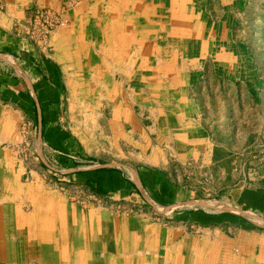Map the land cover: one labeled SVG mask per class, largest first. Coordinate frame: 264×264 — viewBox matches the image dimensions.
I'll list each match as a JSON object with an SVG mask.
<instances>
[{
	"label": "crops",
	"instance_id": "1",
	"mask_svg": "<svg viewBox=\"0 0 264 264\" xmlns=\"http://www.w3.org/2000/svg\"><path fill=\"white\" fill-rule=\"evenodd\" d=\"M102 1L83 0L68 14L69 20L90 18L89 10H98ZM120 1L122 13L103 15L111 30L104 35L105 42L110 38L107 49L99 52H108L111 63H117L112 56L117 51L113 47L115 37H123L127 60L142 55L145 66L158 67L157 73H151L163 81L158 84L179 85L199 75L195 86H204L206 96L200 93L190 97V107L199 113L192 119L185 111L175 113V130L170 133L178 139L173 148L174 162L158 155L152 157L156 165L144 164L132 174L90 160L86 133L77 134L72 118L65 116L62 59L53 47L30 40L22 25L37 9L60 8L61 0H0V264L139 263L133 236L117 234V222L108 220L101 206L69 204L61 191L54 192L45 175H39L38 160L45 168L58 171L68 189L139 197L173 212L182 209L179 206L186 204L183 201L191 192L179 182L171 163L181 166L190 160L199 166L217 167L235 179L242 175L245 181L240 167L247 166L246 152L251 143L264 140V47L235 41L230 31L231 25L239 24L238 31L244 36L243 25L255 16L250 10L258 4L256 0ZM216 6H221L220 14ZM94 15L98 18L97 13ZM119 22H125V31ZM187 37L196 41L180 45L179 41ZM202 38L207 39L204 48L200 46ZM166 39L171 44L168 48L161 46ZM67 51L62 48L59 55ZM203 53L199 62L197 57L201 59ZM200 101L205 102V117L200 116L199 104L196 108ZM112 113L111 121L116 125L118 114ZM167 113L164 110L157 117L158 128L171 127ZM133 123L132 119L130 130L125 132L127 149H134L130 137L137 130ZM103 135L102 141L106 140ZM23 145L29 146L27 151L33 149L36 157L22 156ZM230 166H237L239 173L229 171ZM259 179L258 184L240 187L229 209L191 207L177 218L174 238L172 233L168 235L169 252L158 242L155 259L147 262L143 257L140 263L264 264V176ZM183 225L192 227L194 233H183ZM122 239L129 240V253L119 242ZM23 246H29L28 253L22 252Z\"/></svg>",
	"mask_w": 264,
	"mask_h": 264
},
{
	"label": "rangeland",
	"instance_id": "2",
	"mask_svg": "<svg viewBox=\"0 0 264 264\" xmlns=\"http://www.w3.org/2000/svg\"><path fill=\"white\" fill-rule=\"evenodd\" d=\"M82 1L61 0L60 8H42L34 12V15L37 11H46L54 13L56 17L63 16L52 27L45 21L43 23L35 22L33 20L34 15L30 21L22 25L28 31L35 30L37 35L41 34L43 28L45 31V27L53 30L47 36L46 41L41 39L43 42L28 38L36 43H42L41 45H44V47H53L57 57L59 56V59H62L60 62L64 69L66 83L65 116L72 118L77 134L80 132L86 133L88 139L86 147L88 155H91L90 160L119 167L132 174L144 164L156 165L154 163L157 162H152L154 161L152 157L158 155L174 162V151L176 150L173 148L174 145H177L178 139L177 136H172L170 133L173 129L175 130L172 127L175 124V113L185 111L191 119L192 115L199 113V110L196 112L194 107L193 109L190 107L192 105L190 102L192 98L190 97L200 93L206 96L204 86H195L196 79H199L200 76L190 77L189 80H183L179 85L158 84L157 82L161 83L163 81L151 74L153 72L157 73L158 67L148 68L147 65L145 66L142 55H132L133 58L130 56V61L127 60V53L123 51V37H115L113 47L117 51L112 56L117 58V63H111V54L99 52L107 49L105 45H109L110 38L105 42L104 35L111 30L110 23L108 20H103V15L111 12L122 13L123 2L120 0H103L102 3L104 4H101L102 6H99L98 10L93 8L89 10L92 13L90 18L70 21L68 14L78 8ZM256 1L258 4L250 10L251 15L255 16L243 25L245 27L244 36L239 32L241 31L238 27L239 24L231 25L230 31L232 39L235 41L241 39L250 46L264 47V15L259 16L258 14V12L264 13V0ZM261 4H263L262 7H260ZM258 8L259 11H257ZM215 10L220 14L221 6H216ZM94 13L98 14V18ZM81 24L83 25L80 26ZM118 24L125 31V22H119ZM200 40V46L204 48L207 39L202 38ZM166 41L167 43L164 46L161 44V46L168 48L171 46L170 40L166 39ZM193 41L195 42L196 39L187 37L179 41L181 42L179 44L185 45L186 43L188 45ZM101 46L102 49H100ZM62 48H67L68 51L63 55H59ZM95 50L98 53H94ZM200 56L201 59L197 57L199 62L204 59L205 53ZM197 72L195 71V73ZM148 75L149 77H147ZM198 104L200 116L205 117V102H196V108H198ZM249 104V102L246 103V105ZM190 109L191 112L189 113ZM164 110L168 111L167 114L171 117L172 123L170 128H165L166 130L158 128L157 124V117ZM112 112L118 114L116 125L111 121ZM194 116L193 119L197 121L198 119ZM132 119L137 133L130 137V141L133 140L134 149H127L124 144V141L127 140L125 132L127 129L130 130L129 122ZM194 120L193 122L196 123ZM111 123L113 128H110ZM166 125L168 124L166 123ZM197 128L200 131L198 126ZM162 132L166 134H162ZM103 133L106 140L102 141ZM142 140L147 142L142 144ZM251 145L252 148L246 152L245 156L247 166L240 167L242 174L245 175V181H243L242 175L240 178L235 179L231 174L223 173L217 167L199 166L192 164L190 160L181 166L171 163L169 166L176 168L175 175L179 182L191 192V197H187L183 201L186 204L179 206L182 209L173 212L167 208L150 205L139 197H118L113 194L96 195L87 189L82 190L72 187L68 189L65 182L60 180L62 179L59 178L60 173L45 168L40 160L37 162L36 169L39 175H45V179L54 188V192L61 191L62 197H66L69 204L82 207L101 206L105 210L108 220L117 222L119 227L117 234L127 232L130 237L133 236V250L137 251L135 254L138 258L135 257V260H139V263L133 261L130 264H141L140 261L143 257L146 260L155 259L158 253V242L163 248L165 247L166 252H169L171 248L168 246V235L172 233L171 238H174L172 229L177 224V218L186 215L191 207H199L209 211L219 208L229 209L230 203L234 199V193L240 187L255 185L261 181L259 178L264 176V140L260 139L257 143H251ZM23 146L22 156L27 158L36 157L33 149L27 151L26 148L29 146ZM159 148L160 150H158ZM38 153L40 154V148H38ZM229 168L231 169L229 171L233 170V172L239 173L237 166H230ZM192 201H194V204H192ZM200 201L204 202L206 206L200 205ZM246 216L253 222L260 223L251 214ZM183 227L187 228H185L186 230L183 229V233L186 232L189 236L194 233L192 227L186 225H183ZM121 228L127 230L120 231ZM22 236V240L25 241V231H23ZM145 237H148L147 240ZM144 238L145 240H143ZM128 241L126 242V239L125 241L124 239L119 241L123 242L126 251L131 249ZM119 242L118 246L120 247ZM188 243H190L189 239ZM144 244L147 246L144 247ZM170 244L172 245V243ZM152 246L156 247L152 248ZM162 249L160 252H163ZM22 252L28 253L29 246H23ZM98 256L99 253H96L97 258H99ZM165 262L167 263L168 260H165ZM179 264H181V260Z\"/></svg>",
	"mask_w": 264,
	"mask_h": 264
},
{
	"label": "built area",
	"instance_id": "3",
	"mask_svg": "<svg viewBox=\"0 0 264 264\" xmlns=\"http://www.w3.org/2000/svg\"><path fill=\"white\" fill-rule=\"evenodd\" d=\"M63 16L60 17H56L54 13L51 12H46V11H37L33 17V20L35 22L38 23H43V21H45L50 27H52V25L56 24L58 20H60L59 18H62ZM43 25V24H42ZM46 30L44 31V28L41 32L40 35L36 34L35 30H29L28 31V37H30V39L32 40H37L39 42H43L42 40L47 39V36L53 31L51 28L45 27ZM42 39V40H41ZM35 40V41H36ZM38 44H42V43H38Z\"/></svg>",
	"mask_w": 264,
	"mask_h": 264
},
{
	"label": "water",
	"instance_id": "4",
	"mask_svg": "<svg viewBox=\"0 0 264 264\" xmlns=\"http://www.w3.org/2000/svg\"><path fill=\"white\" fill-rule=\"evenodd\" d=\"M192 204H194V202H192ZM200 205L206 206V204H205L204 202H202V201H200ZM241 214H242V215H248V214L245 213V212H242Z\"/></svg>",
	"mask_w": 264,
	"mask_h": 264
},
{
	"label": "bare ground",
	"instance_id": "5",
	"mask_svg": "<svg viewBox=\"0 0 264 264\" xmlns=\"http://www.w3.org/2000/svg\"><path fill=\"white\" fill-rule=\"evenodd\" d=\"M117 254L116 255H119L120 256V252H116ZM185 263V262H184ZM187 263V262H186ZM155 264H157L156 262H155Z\"/></svg>",
	"mask_w": 264,
	"mask_h": 264
}]
</instances>
